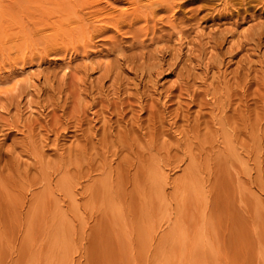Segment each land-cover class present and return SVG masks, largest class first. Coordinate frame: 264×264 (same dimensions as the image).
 Instances as JSON below:
<instances>
[{
  "label": "rangeland",
  "instance_id": "374dc122",
  "mask_svg": "<svg viewBox=\"0 0 264 264\" xmlns=\"http://www.w3.org/2000/svg\"><path fill=\"white\" fill-rule=\"evenodd\" d=\"M140 1L0 0V264H264V0Z\"/></svg>",
  "mask_w": 264,
  "mask_h": 264
},
{
  "label": "bare ground",
  "instance_id": "6f19581e",
  "mask_svg": "<svg viewBox=\"0 0 264 264\" xmlns=\"http://www.w3.org/2000/svg\"><path fill=\"white\" fill-rule=\"evenodd\" d=\"M35 1V0H34ZM39 1V0H38ZM54 2H55V4L56 5H58V3L56 2V0H53ZM115 1H118V0H115ZM126 2H127V4H129V5H131V6H134V2L136 3V4H138V3H140L141 1L140 0H125ZM23 2H24V0H23ZM27 2V1H26ZM26 2H24V4L26 3ZM19 4V3H18ZM42 4V3H41ZM46 4V3H45ZM141 4V3H140ZM153 5L155 6V7H153ZM44 5H42V7H43ZM168 6H169V3H168V0H155V1H152V2H148L144 7H147V10H148V12L151 14V15H155V13H156V10H164V11H166L167 9H168ZM23 7V6H22ZM24 7H26V6H24ZM40 8V10L41 11H39L42 15H43V13H47V10H48V8H47V10L46 9H41V6H39ZM45 8V7H44ZM134 8V7H133ZM67 9H69V6H62L61 8H60V10H63V11H66ZM94 9V8H93ZM92 9V10H93ZM98 9V8H97ZM91 10V11H92ZM96 10V9H95ZM95 10H93V11H95ZM121 11H123V10H121ZM90 12V11H89ZM88 12V13H89ZM102 12V11H101ZM0 13H1V9H0ZM100 13V12H99ZM99 13H93L94 14V18L96 19V22H104L105 24H112V22L115 24V25H117L118 23H119V21H121V19H122V16L120 17V18H118L117 19V17H118V15L119 14H117V15H114V14H99ZM60 16H62V15H60ZM65 18V16H63L62 17V19H64ZM95 22V21H94ZM83 24H81V27L79 26V28L77 29L78 30V32H81L82 30H83ZM74 31V33H75V31L76 30H73Z\"/></svg>",
  "mask_w": 264,
  "mask_h": 264
}]
</instances>
